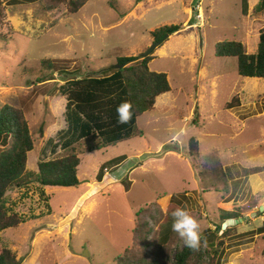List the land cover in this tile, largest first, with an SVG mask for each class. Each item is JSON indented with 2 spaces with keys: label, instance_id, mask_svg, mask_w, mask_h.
Returning a JSON list of instances; mask_svg holds the SVG:
<instances>
[{
  "label": "rangeland",
  "instance_id": "rangeland-1",
  "mask_svg": "<svg viewBox=\"0 0 264 264\" xmlns=\"http://www.w3.org/2000/svg\"><path fill=\"white\" fill-rule=\"evenodd\" d=\"M259 1L249 0L244 14L241 0H89L70 14L66 3L50 9L44 0H2L0 108L23 109L34 149L27 184L6 193L7 205L26 220L1 232L0 246L21 264H118L126 250L151 258L179 194L204 236L193 264H264V210L239 223L225 218L264 206V79L243 77L236 57L216 55L226 40L258 51ZM173 24L181 29L149 55L171 91L136 119L141 132L97 150L104 142L97 133L74 135L68 80L110 75L119 59L144 58L155 44L151 32ZM234 99L239 103L228 106ZM191 138L198 141L194 154ZM71 145L80 158L78 185L41 186L33 175L38 163L66 155ZM208 163L223 167L228 188L200 174ZM221 241L222 255L213 259ZM184 246L177 236L168 261Z\"/></svg>",
  "mask_w": 264,
  "mask_h": 264
},
{
  "label": "trees",
  "instance_id": "trees-1",
  "mask_svg": "<svg viewBox=\"0 0 264 264\" xmlns=\"http://www.w3.org/2000/svg\"><path fill=\"white\" fill-rule=\"evenodd\" d=\"M17 1V0H15ZM24 1V0H23ZM35 1V0H28ZM50 9H55L62 4H67L68 12L74 14L89 0H44ZM2 0H0V9ZM242 12L248 13L249 0H241ZM255 11H264V0H260ZM1 14V11H0ZM181 29L180 24L165 25L151 32L155 43H162ZM217 56L236 57L238 73L243 77L264 79V30L259 36L258 51L249 54L245 46L239 41H222L217 46ZM152 56L140 58L127 56L118 60V69L110 75L101 77L85 76L68 80L69 87L65 89L68 103L69 121L73 125V134L78 137H89L97 133L104 142L96 147L101 149L116 146L122 141L133 138L137 130L136 119L142 114L151 111L156 103V98L171 91V84L165 72L151 70ZM51 66V61H45ZM55 71H63L59 64L53 66ZM165 95V94H164ZM234 99L228 104L234 107ZM129 101L133 105V116L128 124L117 122L116 108L123 102ZM73 135V136H74ZM66 155L38 163V172L33 173L41 186L48 187H73L78 185V167L80 158L75 146ZM34 149V139L30 131L28 120L23 109L4 105L0 108V233L9 228L18 227L25 222V218L13 211L7 205L6 193L14 187H23L28 180L25 179L27 171L28 153ZM198 150V141L190 139V153ZM208 163L205 167H198L200 174L213 176L217 184L229 186V178L221 165ZM31 175V173H30ZM176 207H185L179 194L172 197V203L159 224L156 237L155 251L151 258L130 255L126 250L117 258L118 264H193L198 252L191 250L186 245L178 248L174 259L168 261L167 251L178 236L171 230L170 213ZM228 214V213H227ZM225 218L234 222L240 215H227ZM217 232L222 231V225H217ZM260 231H264L261 228ZM202 236V235H201ZM204 236H202L203 239ZM223 241L213 246L214 257L222 255ZM16 254L7 247L0 246V264H21Z\"/></svg>",
  "mask_w": 264,
  "mask_h": 264
},
{
  "label": "clouds",
  "instance_id": "clouds-1",
  "mask_svg": "<svg viewBox=\"0 0 264 264\" xmlns=\"http://www.w3.org/2000/svg\"><path fill=\"white\" fill-rule=\"evenodd\" d=\"M132 109L133 105L131 102H121L116 108L117 122L119 124H128L133 116ZM170 216L171 230L183 240L186 247L194 251L199 250L202 246L200 222L186 207H176L171 211Z\"/></svg>",
  "mask_w": 264,
  "mask_h": 264
},
{
  "label": "water",
  "instance_id": "water-1",
  "mask_svg": "<svg viewBox=\"0 0 264 264\" xmlns=\"http://www.w3.org/2000/svg\"><path fill=\"white\" fill-rule=\"evenodd\" d=\"M156 45H158V43H155L154 45H152V47H150V49L143 55V57H147V56H149L152 52H153V50L155 49V46ZM264 210V206H261L260 207V209L258 210V211H256V212H253L252 214H250V215H246V216H244V217H242V218H238V219H236L235 221H236V223H239V222H243V221H247V220H249L252 216L254 217V216H256L257 214H259L261 211H263Z\"/></svg>",
  "mask_w": 264,
  "mask_h": 264
}]
</instances>
